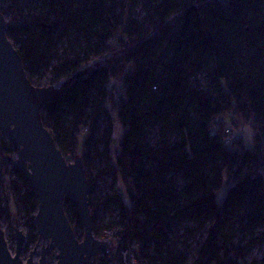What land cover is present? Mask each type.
Here are the masks:
<instances>
[{
	"label": "trees",
	"instance_id": "1",
	"mask_svg": "<svg viewBox=\"0 0 264 264\" xmlns=\"http://www.w3.org/2000/svg\"><path fill=\"white\" fill-rule=\"evenodd\" d=\"M40 1L47 17L19 20L8 37L33 85L37 77L54 86L82 72L42 118L65 158L84 136L85 168L94 155L121 186L105 200L116 207L114 218L93 226L96 236L111 229L118 238L100 264H124L122 252L134 246L140 264H184L166 242L185 218L207 228L190 264H264L245 261L264 244V0ZM140 8L151 30L135 17ZM71 33L76 44L58 56ZM103 117L105 149L93 150ZM116 121L123 131L115 147ZM247 126L252 150L235 135ZM14 171L23 188L7 180L4 190L29 188L24 208L37 213L35 193ZM237 225L250 236L246 243L237 242Z\"/></svg>",
	"mask_w": 264,
	"mask_h": 264
},
{
	"label": "water",
	"instance_id": "2",
	"mask_svg": "<svg viewBox=\"0 0 264 264\" xmlns=\"http://www.w3.org/2000/svg\"><path fill=\"white\" fill-rule=\"evenodd\" d=\"M7 29L0 6V154L4 152L2 136L7 134L17 147L15 168L27 180L38 200L36 228L39 240L49 242L59 251L58 264H90L107 245L94 236L89 203L91 188L84 163L81 158L68 163L42 118L43 110L61 100L82 72L58 87H36L29 80ZM67 197L72 199L82 220V241L77 239L67 218ZM15 239L16 253L13 257L0 230V264H25L20 256L26 237L18 226ZM38 247L31 252L26 264H33ZM48 252V246L43 244L39 264H46Z\"/></svg>",
	"mask_w": 264,
	"mask_h": 264
},
{
	"label": "rangeland",
	"instance_id": "3",
	"mask_svg": "<svg viewBox=\"0 0 264 264\" xmlns=\"http://www.w3.org/2000/svg\"><path fill=\"white\" fill-rule=\"evenodd\" d=\"M122 1V0H120ZM42 4L43 2L40 1ZM39 0H1L0 6L1 11H3L4 17L7 21V26L18 23L19 20H23L24 22L35 21L39 18H46L48 11L45 9L44 4L42 5ZM43 6V7H42ZM24 10V14L19 17L16 16V11ZM135 17L141 20L145 26V29L151 30L148 22L145 20V13L142 8L138 9ZM8 30V29H7ZM8 34V32H7ZM71 44H76L75 35L73 33L70 34V38L66 37L63 39L60 49L58 51V56H63L66 52L70 50L68 46ZM66 51V52H65ZM84 71V70H83ZM64 82V81H63ZM60 84V83H59ZM58 84V85H59ZM36 87H50L49 84L45 83L41 78L35 79ZM110 126L109 121L106 120V117H103L100 121V130L94 140L93 150L98 149L102 151L105 149V142L102 139L104 136V131L108 129ZM123 128L121 124L116 121L114 127V137L119 142L122 136ZM254 131L250 127H245L241 130H236V136L243 137V144L245 149L252 150L254 148ZM80 138V148L79 151H69L67 156L68 163H74L76 159L83 157L81 152L83 150L82 141L84 136H78ZM152 141H156V135L153 134L151 136ZM8 140L11 141L7 134H4L2 137V142ZM12 142V141H11ZM13 144V143H12ZM1 167L4 170H0V207L4 210L5 216L0 219V230H2L4 234V239L7 243L9 250L15 255L16 252V239H15V229L17 226L20 231L23 232L26 237V243L23 248L21 259L27 261L30 255V252H33L35 247H38L37 255L33 258L34 264H38L41 258V249L44 246L49 247V252L47 255V264H57L58 261V250L49 245V243H45L39 240V236L36 230L32 228L31 218L35 217L36 223V215L37 213H33L32 215H28L27 211L24 208V196L26 192H28L29 188H25L26 191L18 192L16 190L5 191L7 187V180H11L12 182L18 183L19 187L23 188V185L18 179L17 173H15V161L17 159V147L9 146L4 149V152L1 154ZM9 157L11 160H9ZM84 163V161H83ZM87 168H85V172L89 181H92L94 185L93 192V210L91 212L93 218V226L100 230L101 225L105 218H114V215L117 213V209L115 206H109L105 204V200L107 197L115 194L116 190L121 189L120 185H116L114 181V176L108 167V163L102 162L100 158L92 155L91 160L85 162ZM85 167V166H84ZM17 170V169H16ZM6 175V176H5ZM177 181L180 179L177 177ZM32 190V188L30 187ZM228 185H225L223 190L221 191L220 196L223 197L227 192ZM33 191V190H32ZM91 202V196L89 198V203ZM17 203V205H16ZM73 203L70 197L66 198L65 201V212L67 218L69 219L71 226L74 230V233L79 241H82L84 238V227L82 220L77 219L76 213H78L76 207L73 210L71 208V204ZM75 206V205H74ZM79 215V214H78ZM80 217V216H79ZM17 222V223H16ZM17 224V225H16ZM206 229H200L197 225L190 222L187 218L183 219L181 222H176L172 225V229L168 232V238L166 245L170 247L172 252L179 257L183 258L184 264H190L196 258L197 250L200 244L203 242L206 236ZM237 242L244 243L250 239L247 233L241 231L240 227L237 225ZM264 259V244L258 245L250 250L246 257L245 261L247 263H252L254 261H262Z\"/></svg>",
	"mask_w": 264,
	"mask_h": 264
},
{
	"label": "built area",
	"instance_id": "4",
	"mask_svg": "<svg viewBox=\"0 0 264 264\" xmlns=\"http://www.w3.org/2000/svg\"><path fill=\"white\" fill-rule=\"evenodd\" d=\"M60 84L59 85L57 84V85H54V86L58 87V86H60ZM114 96L115 97L118 96V92L117 91L114 92ZM226 133H227V141H231L232 142L234 140L232 138V135L230 134L229 131H227ZM12 143L13 142L8 141V140H5L4 144L2 142L3 146L7 147V148H9V146L14 147L15 145L12 144ZM0 163H1V158H0ZM94 236L99 242H105L106 245H107L105 250L103 252H101L98 256L92 258L91 263H90V264H100L101 261L106 260L107 258L111 257L112 252H113V247H115V244L118 241V238L115 237V231L111 230V229L104 230L99 236H96L95 234H94ZM45 243H49V242H45ZM49 245H50V243H49ZM44 247H46V246H44ZM9 252L11 253V255L13 257H15V255L10 250H9ZM30 254H31V252H30ZM58 255H59V251H58ZM21 256H20V258H21ZM29 258H30V255H29ZM29 258H28L27 261H24L23 259H21V260H22L23 263L26 264L29 261ZM122 258H123V263L124 264H140L138 262V260H137V257H136L135 246L131 250H127L125 252H122ZM39 263H40V260H39ZM33 264H34V262H33ZM46 264H47V260H46ZM57 264H58V261H57Z\"/></svg>",
	"mask_w": 264,
	"mask_h": 264
}]
</instances>
